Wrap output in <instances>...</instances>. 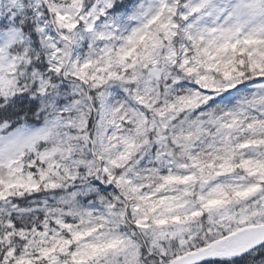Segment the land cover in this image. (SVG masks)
I'll list each match as a JSON object with an SVG mask.
<instances>
[{
    "label": "snow or ice",
    "instance_id": "6c2138e0",
    "mask_svg": "<svg viewBox=\"0 0 264 264\" xmlns=\"http://www.w3.org/2000/svg\"><path fill=\"white\" fill-rule=\"evenodd\" d=\"M0 264H264V0H0Z\"/></svg>",
    "mask_w": 264,
    "mask_h": 264
}]
</instances>
